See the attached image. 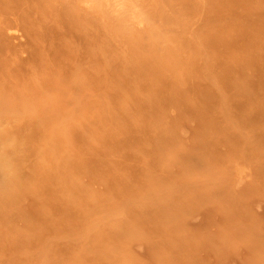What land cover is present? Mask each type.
<instances>
[{"label": "rangeland", "instance_id": "rangeland-1", "mask_svg": "<svg viewBox=\"0 0 264 264\" xmlns=\"http://www.w3.org/2000/svg\"><path fill=\"white\" fill-rule=\"evenodd\" d=\"M0 264H264V0H0Z\"/></svg>", "mask_w": 264, "mask_h": 264}]
</instances>
